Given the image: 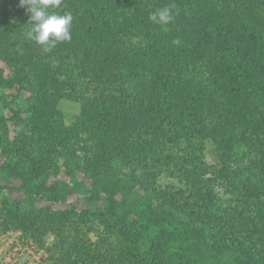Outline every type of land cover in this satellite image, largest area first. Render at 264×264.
<instances>
[{"label":"trees","instance_id":"obj_1","mask_svg":"<svg viewBox=\"0 0 264 264\" xmlns=\"http://www.w3.org/2000/svg\"><path fill=\"white\" fill-rule=\"evenodd\" d=\"M18 3L0 0V170L49 206L0 186V231L51 236L48 264H264V0H61L72 39L47 53ZM78 190L108 209H51Z\"/></svg>","mask_w":264,"mask_h":264},{"label":"rangeland","instance_id":"obj_2","mask_svg":"<svg viewBox=\"0 0 264 264\" xmlns=\"http://www.w3.org/2000/svg\"><path fill=\"white\" fill-rule=\"evenodd\" d=\"M0 68H4V66L0 63ZM6 74L8 71L6 70ZM15 94V92L13 93ZM19 104L17 103V106ZM61 110L64 113L66 121H70L74 115L77 114L78 107L76 104L62 101L61 102ZM9 114L5 113V117L9 118ZM13 126L9 123V133L10 137L13 135ZM210 146L207 147L206 151V161L208 163H212V155L210 152ZM4 164V159L0 158V167ZM80 178V177H79ZM58 180H67L63 173H59L57 178ZM158 183H162V185L169 183V178L165 175H160L158 178ZM20 183L12 178H8L4 175L0 170V186L3 188L2 195L6 196L9 199L19 202L22 211H28L34 206L37 209L44 208L45 206H49L48 203L40 201L38 198L25 197L24 193L19 189ZM88 182H86V187L88 186ZM84 190H89V188H84ZM132 197H128V199L132 202H140L144 203L145 200H149L154 202V196L150 192L144 191L142 188H139L133 192ZM224 200L227 197L223 198ZM84 203H88L89 207L95 211H102L106 208L108 209L107 204L104 203L103 200L97 201L94 203L88 202L86 198L82 196L81 190H78V193H73L68 197L67 202L62 205L54 204L51 209L53 211L60 210H69L73 205L75 208L80 210L83 207ZM87 237L91 241H95V234L88 233ZM44 245L38 243L31 236L24 234L21 230H3L0 231V264H48L49 262V253L46 248L53 242L51 236H47L44 239ZM236 257L233 255L226 254L219 260L212 259L208 254L204 256L196 257L194 264H233L234 259Z\"/></svg>","mask_w":264,"mask_h":264},{"label":"clouds","instance_id":"obj_3","mask_svg":"<svg viewBox=\"0 0 264 264\" xmlns=\"http://www.w3.org/2000/svg\"><path fill=\"white\" fill-rule=\"evenodd\" d=\"M60 4L61 0H19L18 3V7L29 14L30 28L25 32V38L40 46L45 53L57 44L72 39L73 15L71 12L61 14L57 11ZM148 19L166 27L174 20L173 10L169 6L158 8L150 12Z\"/></svg>","mask_w":264,"mask_h":264}]
</instances>
